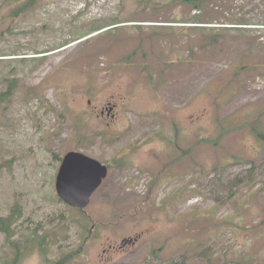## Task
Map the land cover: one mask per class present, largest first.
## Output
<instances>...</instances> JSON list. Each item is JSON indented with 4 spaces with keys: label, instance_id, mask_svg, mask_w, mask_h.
<instances>
[{
    "label": "rangeland",
    "instance_id": "obj_1",
    "mask_svg": "<svg viewBox=\"0 0 264 264\" xmlns=\"http://www.w3.org/2000/svg\"><path fill=\"white\" fill-rule=\"evenodd\" d=\"M22 1L0 0V73L22 83L0 113V216L14 201L21 227L66 214L52 198L55 158L77 149L111 167L81 210L92 228L69 264H264V144L247 126L264 114V0H213L204 15L178 0H36L13 18ZM114 17L131 21L91 43L74 37ZM160 25L177 32L152 33ZM137 44L146 58L124 62ZM23 85L35 96L21 99ZM107 103L114 118L100 115ZM249 169L250 185L235 183ZM67 226L49 257L78 241ZM47 262L34 252L15 264Z\"/></svg>",
    "mask_w": 264,
    "mask_h": 264
},
{
    "label": "trees",
    "instance_id": "obj_2",
    "mask_svg": "<svg viewBox=\"0 0 264 264\" xmlns=\"http://www.w3.org/2000/svg\"><path fill=\"white\" fill-rule=\"evenodd\" d=\"M10 1V0H6ZM179 3L183 5H191L193 8H196L198 10V13H201L204 15L205 13V8L210 4L211 1L213 0H178ZM36 6V0H23L22 2L17 3V8L15 7L12 9L11 16L13 18L26 14L28 11H31V9ZM195 18H197L195 16ZM194 18V19H195ZM131 20H122L118 17H114L111 21L110 24L104 25L102 24H96L95 27H93L94 31H99L94 37V40H98L101 37H107L109 34L107 32L109 31H122L123 28H120V25H116L119 23H126ZM175 23H182L180 20L175 19L173 21ZM242 22L236 24V27L238 26L239 28L243 26ZM115 25V26H112ZM109 26V27H108ZM108 27V28H106ZM136 28H138L137 25H135ZM139 29V28H138ZM199 29L200 34L206 35L209 39L214 40L215 36L211 38V35L208 34L203 26ZM182 34L187 33L188 28H186L185 25L179 26L178 29ZM10 31V30H8ZM114 32V33H116ZM175 33L177 32L176 30H173L171 26L169 25H160L157 27L153 28L152 33L154 34H160V33ZM90 33H86L84 31H81L80 33L78 32L77 35L74 37L76 40H79L80 38L87 36ZM94 40L90 39H85L84 43H91ZM103 40V39H102ZM82 43V44H84ZM140 46V47H139ZM141 44H137L136 48L133 51H130L126 53L124 56L125 60L124 62H129L132 56L138 51V49L143 51L141 52V57L146 58L147 56V51L144 50V47L141 48ZM76 56L82 55L80 52V49H78L75 52ZM89 56L84 55V58H88ZM43 58H38L39 61H41ZM26 59H17L16 61H23ZM36 61L37 59H32ZM141 67H146L147 65L145 61L142 62ZM9 65V64H8ZM36 65H34L35 67ZM264 68V65H261V68ZM245 68H249L246 65L241 64L240 66L236 67L235 75H239L240 72H242ZM12 74H5V73H0V113H4L3 116H5V112L9 110V106L11 105L12 99H14V94L16 90H18V87L22 85V83H19V77H17V72H14L11 70ZM262 73H264L262 71ZM149 79L151 80L153 77L151 74H148ZM25 87V93H22L23 100H28L32 95L35 96V94H32V88L31 87ZM49 108V106H48ZM83 117H78L76 116L73 119V125L72 129L74 130V139L79 140V137H81V132H82V127H83ZM0 123L3 124V121L1 120ZM247 126L250 128V133L258 143L264 144V114L262 113H257L253 117L252 121H249ZM95 134H99L100 136L102 135L103 138L104 132H95L91 134L89 131H83V136L86 138L90 139ZM82 136V138H83ZM216 143V142H213ZM2 156V155H1ZM115 158H113L114 160ZM237 160V159H236ZM9 160H2L1 165H7L9 166ZM107 162V161H106ZM109 162V161H108ZM119 163V162H118ZM223 164V162H222ZM253 175H252V170L249 169L248 173L236 180L235 183L240 184V185H250V182L253 181ZM10 211L7 215L5 216H0V231L4 234V243L1 245V255H0V264H15L18 263L20 258L24 256L25 254H29L32 252H38L39 254L43 255L44 258H46L47 263L49 264H69L72 261H76L78 257L83 252L84 246L86 241L88 240L89 236V231L91 230V226H89L90 219L87 216H83L81 213L82 211L78 209H73L67 206L68 211L66 214L62 212V214L58 217H56V222H53L54 219L52 220H47L46 226L44 222H31V223H26L23 227H21L20 219H21V208L20 205L18 204V201H14L12 205H9ZM216 208V205L214 207ZM62 221H65V223L61 224ZM48 223H51L50 226ZM68 224L76 226L78 228V235L76 236L78 238V241L75 243L73 247L70 248H65L61 246H58L61 250L60 253L57 256L49 257V253L51 252L50 250L53 249L54 245H57L58 238L60 237V232L64 228L65 229V235H63L62 240L66 239L67 237V229H68ZM45 228H44V227ZM18 227V228H17ZM21 227V228H19ZM44 229H42V228ZM19 232V233H18ZM156 250H151V254H155Z\"/></svg>",
    "mask_w": 264,
    "mask_h": 264
},
{
    "label": "water",
    "instance_id": "obj_3",
    "mask_svg": "<svg viewBox=\"0 0 264 264\" xmlns=\"http://www.w3.org/2000/svg\"><path fill=\"white\" fill-rule=\"evenodd\" d=\"M55 179V190L67 204L83 209L107 174L105 165L77 151L66 152Z\"/></svg>",
    "mask_w": 264,
    "mask_h": 264
},
{
    "label": "flooded vegetation",
    "instance_id": "obj_4",
    "mask_svg": "<svg viewBox=\"0 0 264 264\" xmlns=\"http://www.w3.org/2000/svg\"><path fill=\"white\" fill-rule=\"evenodd\" d=\"M112 106V110L109 111V108ZM100 114L104 115L105 117H109V118H114L116 114V107L115 104H110L107 103L104 107H102V109L100 110ZM59 157V156H58ZM60 158V157H59ZM61 159L59 161V165H60ZM127 244H125L124 246L121 244V247L124 248L126 247Z\"/></svg>",
    "mask_w": 264,
    "mask_h": 264
}]
</instances>
